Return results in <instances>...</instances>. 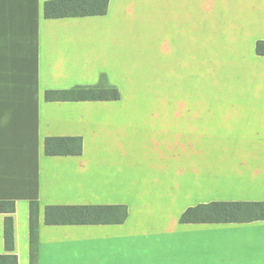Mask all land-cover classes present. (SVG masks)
<instances>
[{"label":"crops","instance_id":"1","mask_svg":"<svg viewBox=\"0 0 264 264\" xmlns=\"http://www.w3.org/2000/svg\"><path fill=\"white\" fill-rule=\"evenodd\" d=\"M47 1L0 0V201L15 202L0 254L31 264L37 201V264H264V220L180 221L199 204L264 202V0H109L104 15L54 19ZM110 86L118 100L57 93ZM48 137L82 151L47 155ZM64 205L127 217L47 224Z\"/></svg>","mask_w":264,"mask_h":264},{"label":"trees","instance_id":"2","mask_svg":"<svg viewBox=\"0 0 264 264\" xmlns=\"http://www.w3.org/2000/svg\"><path fill=\"white\" fill-rule=\"evenodd\" d=\"M109 0H49L44 4V16L48 19L104 15ZM257 51L264 54V42L257 43ZM54 91H46L45 98L52 100ZM62 100H118L120 92L116 87H77L58 91ZM47 155H74L82 151L80 137H48L45 139ZM120 210V211H119ZM15 202L0 201V213H6L4 241L7 251L14 250V227L11 214ZM38 211L37 201L30 202V257L31 264H37L38 257ZM127 217L126 207L64 205L48 206L45 211L47 224H101L123 222ZM264 220V202L215 201L189 207L182 214V223H245ZM0 264H18L15 254H0Z\"/></svg>","mask_w":264,"mask_h":264}]
</instances>
